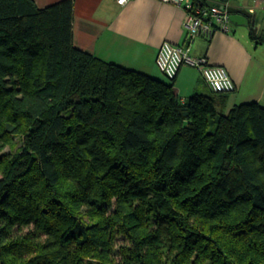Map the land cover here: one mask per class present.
I'll return each mask as SVG.
<instances>
[{"label":"trees","instance_id":"1","mask_svg":"<svg viewBox=\"0 0 264 264\" xmlns=\"http://www.w3.org/2000/svg\"><path fill=\"white\" fill-rule=\"evenodd\" d=\"M72 10L0 0V264H264V107L96 59Z\"/></svg>","mask_w":264,"mask_h":264},{"label":"crops","instance_id":"2","mask_svg":"<svg viewBox=\"0 0 264 264\" xmlns=\"http://www.w3.org/2000/svg\"><path fill=\"white\" fill-rule=\"evenodd\" d=\"M45 8L61 0H32ZM72 46L96 59L114 63L125 69L167 80L155 66L156 52L164 41L177 46L187 44L183 28L185 12L179 6L160 0H129L118 5L117 0H72ZM204 5L224 0H202ZM233 3V4H232ZM230 7L242 10L255 19V8H264L252 0H237ZM249 22V20H248ZM228 31H216L210 38H195L190 54L206 56L212 65L225 67L237 92L226 98L224 112L235 105L264 100V64L254 57L255 37L262 38L245 25L228 23ZM254 43V44H253ZM175 94L182 100L194 92H208L196 68L181 67L172 80Z\"/></svg>","mask_w":264,"mask_h":264},{"label":"built area","instance_id":"3","mask_svg":"<svg viewBox=\"0 0 264 264\" xmlns=\"http://www.w3.org/2000/svg\"><path fill=\"white\" fill-rule=\"evenodd\" d=\"M129 0H117L123 5ZM180 7L185 12L183 28L186 31L187 44L177 46L169 42H162L157 49L155 66L166 79H173L178 70L183 67L196 68L204 83L212 93H227L236 91V86L228 75L225 67L212 65L206 56L197 57L190 54L191 42L198 37L210 38L216 31H228L230 22L228 9L230 3L237 0H224L213 5H204L200 0H160ZM255 4L264 0H252Z\"/></svg>","mask_w":264,"mask_h":264},{"label":"rangeland","instance_id":"4","mask_svg":"<svg viewBox=\"0 0 264 264\" xmlns=\"http://www.w3.org/2000/svg\"><path fill=\"white\" fill-rule=\"evenodd\" d=\"M261 4L263 6L264 2ZM253 10L255 11V16H256L254 19L253 28L258 29V31H259L258 34H261V32L263 33V31H264V8L263 7L260 9L255 8ZM253 52H254V57L256 58V60L263 65L264 64V44H261V45L256 44V50ZM236 92H237V90L233 91V92H229V95L235 94ZM260 105L262 107H264V100L260 103ZM16 141L18 144L17 147H20L21 142L18 139H16ZM8 151H9V148L5 149V152H8ZM113 246H114V250H113L112 254L116 260L119 259L118 252H119L120 248L128 247L125 240L120 235H117L116 239L114 240Z\"/></svg>","mask_w":264,"mask_h":264},{"label":"water","instance_id":"5","mask_svg":"<svg viewBox=\"0 0 264 264\" xmlns=\"http://www.w3.org/2000/svg\"><path fill=\"white\" fill-rule=\"evenodd\" d=\"M230 22L233 24L245 25L251 28L254 32L255 28H253L254 19L253 17L245 11L236 10L235 8L230 7L228 9ZM249 20V22H248Z\"/></svg>","mask_w":264,"mask_h":264}]
</instances>
